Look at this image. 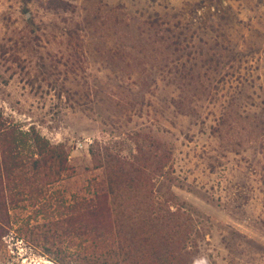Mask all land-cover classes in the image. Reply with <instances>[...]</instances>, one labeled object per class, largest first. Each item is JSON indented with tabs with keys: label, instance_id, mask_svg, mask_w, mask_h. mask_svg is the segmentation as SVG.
<instances>
[{
	"label": "rangeland",
	"instance_id": "374dc122",
	"mask_svg": "<svg viewBox=\"0 0 264 264\" xmlns=\"http://www.w3.org/2000/svg\"><path fill=\"white\" fill-rule=\"evenodd\" d=\"M0 111L65 146L49 215L104 178L96 142L135 163L146 183L114 189L109 264L191 263L151 237L150 192L191 214L210 264H264V0H0ZM156 142L171 157L151 189ZM16 200L0 264L79 263L36 197Z\"/></svg>",
	"mask_w": 264,
	"mask_h": 264
},
{
	"label": "trees",
	"instance_id": "16d2710c",
	"mask_svg": "<svg viewBox=\"0 0 264 264\" xmlns=\"http://www.w3.org/2000/svg\"><path fill=\"white\" fill-rule=\"evenodd\" d=\"M160 148L161 143L156 142L152 177L148 179L151 189L155 186V177L163 178L167 174L166 165L171 157L169 148L166 152ZM89 151L94 160H98L97 167L104 170V178L89 183L87 192L74 198L68 216L49 215L51 202L48 201L46 190L53 183L63 180L69 171L65 146L61 143L51 144L32 126L23 130L4 118L0 111V238L7 233L9 207L17 201L20 191L26 189L38 201L37 213H47L48 222L58 228L62 235L69 234L77 240L84 254L82 257V253L77 255L79 263L76 261V264H109L107 260L104 261V254L109 255L116 244L111 209L114 189H120L121 186L136 187L146 182L143 178L133 176L132 173L138 172L134 162H126L122 157L108 153L104 144L96 142ZM127 164L132 166L129 170L125 169ZM150 194L148 199H151L153 208V213L148 214V218H151L149 227L153 230L151 237L163 242L167 249L169 246L171 257L177 258L174 253L177 251L179 255L193 257L189 264H210L209 254L205 250L208 244L206 235L195 226L191 214L180 205H171V201H165V205L154 202V193ZM53 261L59 264V259Z\"/></svg>",
	"mask_w": 264,
	"mask_h": 264
}]
</instances>
